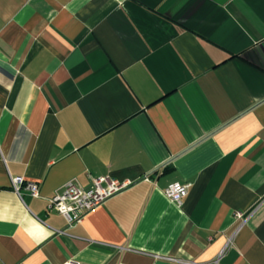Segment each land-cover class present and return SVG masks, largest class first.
<instances>
[{
    "label": "crops",
    "instance_id": "obj_1",
    "mask_svg": "<svg viewBox=\"0 0 264 264\" xmlns=\"http://www.w3.org/2000/svg\"><path fill=\"white\" fill-rule=\"evenodd\" d=\"M69 260L264 264V0H0V264Z\"/></svg>",
    "mask_w": 264,
    "mask_h": 264
},
{
    "label": "built area",
    "instance_id": "obj_2",
    "mask_svg": "<svg viewBox=\"0 0 264 264\" xmlns=\"http://www.w3.org/2000/svg\"><path fill=\"white\" fill-rule=\"evenodd\" d=\"M106 185H103V182ZM14 188L20 193L22 189L28 191L32 196L40 195V186L38 183L25 182L21 176L12 177ZM127 183L114 179L99 178L93 181L91 189L80 187L74 180L68 181L61 192L56 193L49 199L48 209L60 212L69 223L78 222L83 215L90 209L100 205L113 193L123 189ZM189 184L180 182L171 183L166 189V196L178 205H181L188 195ZM238 218L242 217V213H236ZM185 264H196L194 261L185 260ZM66 264H79L74 260H69Z\"/></svg>",
    "mask_w": 264,
    "mask_h": 264
},
{
    "label": "trees",
    "instance_id": "obj_3",
    "mask_svg": "<svg viewBox=\"0 0 264 264\" xmlns=\"http://www.w3.org/2000/svg\"><path fill=\"white\" fill-rule=\"evenodd\" d=\"M171 169H173V167H167V168L164 169V172H167V171H169Z\"/></svg>",
    "mask_w": 264,
    "mask_h": 264
}]
</instances>
